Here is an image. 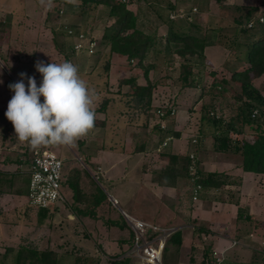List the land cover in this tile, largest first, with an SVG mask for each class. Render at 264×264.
<instances>
[{"label": "crops", "instance_id": "0c3cea01", "mask_svg": "<svg viewBox=\"0 0 264 264\" xmlns=\"http://www.w3.org/2000/svg\"><path fill=\"white\" fill-rule=\"evenodd\" d=\"M41 5L47 10V3L39 0L0 4V80L3 81L0 83V241L17 238L2 234L4 220L10 221L22 206L30 211L31 206L27 204L29 167L35 150L26 141L18 140L12 123L5 117L8 101L13 94L8 85L18 81L21 72L34 76L39 84L41 75L34 66L37 61L63 62L58 57L48 56H56L57 51L52 30L45 29L47 19L35 34L27 25L28 20L35 18L38 10L42 9ZM47 12L44 16L48 15ZM13 43L20 48L16 49L20 52L12 51ZM216 48L223 50L221 46ZM22 49L32 52L31 55L27 56ZM123 59L127 62L134 60H128L126 56ZM120 64L121 61L115 65L112 63L110 68L108 65L106 72H113L116 65L124 72L125 66ZM242 64L246 63L239 64L230 58L228 74L223 77L229 78L232 72L230 68ZM77 66H81L79 62ZM139 68L136 70L139 71ZM78 69L79 72L82 70L80 67ZM139 76L128 71L123 75L134 77L137 85L151 80L149 76L143 75L142 80ZM114 81L118 83V78ZM252 84L256 87L253 81ZM121 85L128 87L124 90L125 94L129 85ZM198 88L185 89L198 91V96L203 98ZM108 98L96 115L97 119L105 121L103 131H96L95 120L93 128L85 136L71 145L59 144V154L55 152L58 144L36 148L42 152H54L63 160V165L66 160L72 169L71 174L62 172L63 182L69 180L71 185L63 186L64 193L60 189L63 200L46 209L38 208L42 218L40 223L56 215L65 216L57 229L65 228L64 232L70 233L71 228L72 239L78 240L84 247L79 251V254H83L80 257L97 259L95 264H102L100 257H103V262L104 259L108 260V264H137L138 261L128 253L132 246V230L123 211L161 226H173L181 233L180 247L176 254L166 255L167 264H198L205 247V242L199 238L203 231L207 232L205 240L212 250H224L221 264H264V187L258 184L259 180L263 182L264 173L242 168V155L232 147L230 136L226 139L227 143L220 144L218 138L223 134L221 130L207 121H201L202 113L196 109L199 118L197 115L194 131L198 133L187 138L191 135L190 116L187 114L193 108L183 115L179 107L173 116L165 118L162 123L164 128L156 121L154 130L162 135L159 141L152 143L145 133L136 141L133 130L139 128L137 124L144 112L136 106L131 113L134 116L131 122L135 121V124L122 134V126L110 120L108 110L117 105V110L121 108L119 111L128 113V107L126 109L113 103L112 100L119 97ZM170 118L173 120L168 121ZM227 127L228 130L232 127L237 130L238 125L226 123L224 130ZM223 135L228 136L227 133ZM170 136L172 138L166 140ZM193 138H196L194 143ZM164 140L167 144L161 147ZM75 150L78 152L76 157L72 155ZM191 152L197 156L200 175L207 177L211 173L212 177L208 178L216 182L209 185L202 182V191L196 201L191 199L187 178L186 161L189 162ZM76 159L80 161L79 164L74 163ZM47 225L53 229L50 223ZM100 240L105 242L104 247L95 244ZM232 241H235L233 245Z\"/></svg>", "mask_w": 264, "mask_h": 264}, {"label": "rangeland", "instance_id": "374dc122", "mask_svg": "<svg viewBox=\"0 0 264 264\" xmlns=\"http://www.w3.org/2000/svg\"><path fill=\"white\" fill-rule=\"evenodd\" d=\"M11 1L16 2L17 0H0V4L1 2L9 4ZM39 1H41V3H47V10L45 9V6L41 5L42 9L44 7L43 12L42 9H39L37 16L28 20L27 25L33 29L35 34L36 30L43 24L44 19H47V28L45 29L50 31L52 30L51 32L54 38L53 41L57 51L55 54L56 56H48L50 58L58 57L59 60L62 59V61L70 60L75 65H78L79 62L81 66H78V68H82L79 72L81 78L85 80L88 87L90 89L92 88L96 94L93 104L96 115L100 112L99 108L103 102L106 99H110L108 98L110 96L119 97L115 100L113 99V103L125 106L126 109L128 107V113L119 111L121 108H118L117 110V107H119L117 105L111 106L110 110H108L110 120L115 121V125L119 123L120 126H122L120 129L122 134L129 129L131 125L135 124V121L131 122L134 118L131 113H133L135 109V103L130 97L124 94V90L128 89V87H122L123 85H121L120 79L123 77L125 72L128 71L129 74H136V77L137 75H140L139 78L142 80L144 70L147 68V77L149 76V78H151L149 82L153 85V92L151 93V108L144 111L142 120H139L140 122L137 124V127L139 128L133 130L136 135L134 136L136 141L143 137L144 133L146 136H149L150 140L152 139V143L160 140L162 135L156 133L157 131L154 130V127L156 121H159V126L164 128V125L162 124L164 121L158 120V118L154 116V111L158 106H164L172 102L174 103L176 112L180 107L183 115L187 114L188 109L193 108L192 112L187 114L190 116L189 126L191 127V130L189 131V134L191 135L186 136L187 138H192L193 135L197 134V131H194V122L197 120V115L199 118V114L197 112L199 111L200 114L210 112V115L213 113L215 117H221L222 121L217 127V129L221 130L220 133H224V126L226 123L231 122L230 124L238 125L236 128L237 130L232 127L231 130L227 132V137L229 138L230 136L231 139L229 140L230 142L240 140V138H246L249 140L253 139L250 129L241 125L242 119L238 112L244 98L243 100L238 98L237 95L240 96L241 92L238 91L239 87L237 84L231 83L232 86H230L229 89L219 93L218 90L215 91L209 87L212 77L211 75H204L202 77V74L204 73L203 71H213L216 73L215 78L217 80L221 79L225 74H228L227 69H229L228 65L230 57L232 56L230 54V49L218 44L208 45L206 49V57L208 59H206L207 64H203L201 67H195L193 69V73L197 77L200 78L201 75L202 83L204 84V97L200 98L197 94L198 91L185 89L186 87L183 85L182 79H180L181 71L179 66L181 58L177 57L174 53L166 51L164 48L163 37L167 31V22L165 20L172 19L174 23L173 28L177 30L179 29V26H177L175 22H177V19H179L181 15L182 17L185 16L184 12H186L190 14L192 21L194 20L195 22V32L204 35L205 31L207 32V28L210 29L216 26H223L228 32V41L230 42V37L233 39L234 34L238 29V27H234V21L237 19L243 20L250 7H257L253 16L256 14V18H258L259 15L262 16L263 21L259 22L264 23V0H126L127 7L136 11L139 28L146 33L155 30V36L157 38L160 37L161 41L158 44V46H160V50H156L153 46L148 48L147 54L142 62V68L140 67L139 71L136 70V68L139 67L137 66V59L127 62V60L123 59L125 58V55H119L115 52L113 53L110 51L109 45L105 44L103 34L106 29L113 24L115 19L114 17L108 16L105 7L102 5L96 7H93V5H86L82 3V0H52L50 4H48L50 0ZM169 4L173 7L170 8ZM59 8L63 9L62 14H59ZM45 10L46 12L48 11L47 16H44L46 14ZM61 23L73 28L75 32L72 34H64L58 27ZM254 29L255 28H252L251 30ZM129 31L130 30L127 32ZM80 32L84 33L86 37L93 38L95 40L96 49L93 53H85L86 55L82 56V54H84L83 52L74 54L73 51H69L68 45L76 41V35L74 34ZM232 43H230L231 46ZM11 46L13 48L12 51L20 49L17 48L14 43ZM216 46H221L223 50L216 48ZM22 51L26 52L27 56H30L32 53L30 51L27 52V49H22ZM17 52H20V50ZM65 53L68 54L67 59L65 58ZM221 55L224 57H221ZM120 61L122 63L120 65L125 66L124 70H126L124 72L121 71L120 68H117L118 65L113 67V72L111 73L105 71L104 64L106 62H108L110 68L112 63L115 65L116 62L120 63ZM231 69L232 68H230V71ZM113 77L118 78V83L114 81L115 78ZM113 81L114 83H112ZM253 82L261 95L264 96V76L261 75L254 77ZM211 111L213 112L211 113ZM95 117L96 122L94 121V127L96 128V131L100 133V131H103L105 128L103 127V123L105 121L100 120V118L97 119L98 116ZM171 119L173 120V118H170L168 121ZM168 121L167 123H171ZM78 145H81V143H78ZM234 145L235 142H232L233 148ZM57 149L58 150H55V152L59 154V144ZM72 155L74 157L78 156L77 150H75ZM67 162L68 161L65 160L62 172L65 171L68 174H71L72 169H70V164ZM74 163L79 164L80 161L76 159ZM258 184L259 186L264 187V180L263 182L259 180ZM63 186L71 187L69 180L67 182H63L62 179L61 191L64 193ZM27 204L29 205L28 201ZM29 210L30 211H28L26 206H22L13 218H7L10 219V221L4 220L2 225V234L7 235V237L16 236L17 238L15 240L0 241V255L4 253L5 250L7 251L9 249L7 257L2 258L0 260V264H17L14 261V252L20 245L32 246L38 250H52L53 252L59 254V256H62L63 254L67 255L69 258H65V264H70L72 257L69 255H83L82 253L79 254V251L84 247L78 243V240L72 239L73 231L71 228H69L70 233L64 232L65 228L57 229V225L65 219V216L59 215L58 217L56 215L55 218L50 217L52 219H44L41 224L40 220L42 218L39 212L40 209L31 206L29 207ZM47 223H50L53 226V229L48 228ZM202 235L203 234L200 233L199 238L201 241L203 240ZM204 236H207V232H205ZM45 237L47 239H45ZM95 244H100L101 247H104L105 242L100 240V242ZM85 246H87V244ZM130 256L135 258L132 255ZM102 259L103 257H100V262H102V264H108L106 263L109 262L108 260L104 259L105 262H103ZM18 264H24V262H20Z\"/></svg>", "mask_w": 264, "mask_h": 264}, {"label": "trees", "instance_id": "16d2710c", "mask_svg": "<svg viewBox=\"0 0 264 264\" xmlns=\"http://www.w3.org/2000/svg\"><path fill=\"white\" fill-rule=\"evenodd\" d=\"M82 3L93 5V7L102 5L105 7L108 16L115 18L113 24L103 34V40H105L106 45H109L110 51L125 55L128 59H137V66L142 68V62L148 48L153 46L156 50H160V46H158L161 42L160 37L157 38L155 36V30L146 33L139 28L136 11L127 7L126 0H82ZM169 7L172 8L173 6L169 4ZM256 10L257 7H250L243 20L237 19L234 21V27H238V29L233 39L230 37V42L228 41V32L223 26L207 28V32L205 31L204 35L195 32L196 25L194 20L192 21L190 14L184 12L185 16L182 17L181 15L175 22L179 26L177 30L173 28L172 19L165 20L167 22V31L163 37V43L167 52L174 53L181 58L179 67L181 71L180 79H182L183 85L190 88L199 87L202 95L205 92L201 75L200 78L197 77L193 73V69L207 64L204 54L205 47L212 44L227 47L232 55L230 58H233L236 62L238 61L239 64L241 62L246 63L245 65H240L241 67L239 65L233 67L229 78L222 77L216 80L213 71H203L202 77L211 75L212 80L209 87L215 91L218 90L219 93L229 89L231 83H235L239 87L238 91L241 93L240 96H237L242 100L244 98V100H241L242 103L238 114L242 119L241 125L250 129L253 139L240 138V140L232 141L235 142L234 149L242 155V168L244 170L264 173V96L252 84L254 77L264 76V23L259 22L258 18H256L257 14L253 16ZM251 20L256 23L254 22L251 27H247L246 24ZM252 28L255 29L251 30ZM60 30L65 34L61 28ZM128 30L130 31L127 32ZM72 43L68 45L69 51H72ZM230 43H232V46ZM65 54L67 59L68 54ZM108 65V62H106L104 65L105 71L108 70ZM147 74L148 69L146 68L143 75L147 77ZM120 80L121 83L129 85V90L125 94L134 101L135 107L137 106L142 112L151 108L153 85L149 80L144 85H137L134 77H123ZM170 116L173 115H170L166 108L165 118ZM201 121H207L213 127H218L222 120L220 117H215L213 113L210 115V112H208L202 114ZM228 131L227 127L224 133ZM223 134L218 138L220 144L228 142L226 140L227 136ZM186 163L188 164L187 161ZM208 177H212V174H208L207 177L200 175V181L202 180L201 183L203 182V185H209L212 182L216 183L215 180H210ZM203 234H205V231H203ZM181 240V233L176 230L167 237L162 251L161 263H168L166 255L177 253ZM202 241L205 242V247L202 253L203 258L198 264H210L214 260L212 249L204 238ZM8 251L9 249L0 255V260L7 257ZM69 256L72 257L70 264H95L97 262V259L94 260L87 256L83 258L74 255ZM65 258L69 257L64 254L59 256L52 250H38L27 245H20L14 252V261L17 264L20 262H24V264H65Z\"/></svg>", "mask_w": 264, "mask_h": 264}, {"label": "clouds", "instance_id": "9594fccd", "mask_svg": "<svg viewBox=\"0 0 264 264\" xmlns=\"http://www.w3.org/2000/svg\"><path fill=\"white\" fill-rule=\"evenodd\" d=\"M34 66L41 75L39 84L24 72L19 73L18 81L9 83L13 94L5 117L18 140L26 141L33 149L48 144L71 145L94 126L95 91L69 60H40Z\"/></svg>", "mask_w": 264, "mask_h": 264}, {"label": "built area", "instance_id": "2783aa9c", "mask_svg": "<svg viewBox=\"0 0 264 264\" xmlns=\"http://www.w3.org/2000/svg\"><path fill=\"white\" fill-rule=\"evenodd\" d=\"M59 14L63 9L59 8ZM259 21H263L260 16ZM253 21H248L247 27H251ZM66 34H72L73 28L60 24L58 26ZM76 41L72 45L74 54L83 52L84 54L93 53L96 49V42L93 38L86 37L82 32L75 33ZM86 40V41H85ZM70 61V60H69ZM166 108L170 115H174L176 108L174 103H168L164 106H158L154 111V116L158 120H165ZM168 137L166 140L171 139ZM164 140L161 147L167 144ZM196 142V138L192 139V143ZM187 178L190 183L191 199L196 201L202 191V183L200 182V173L197 166V156L194 152L188 155ZM62 167L63 160L52 151L33 150L29 167V185L27 192V201L29 205L36 208H47L50 205L62 201L61 183H62ZM124 218L132 230V246L129 254L134 256L138 261L137 264H161L162 251L167 237L176 229L173 226H161L153 222L134 217L123 211ZM203 238L206 237L203 235ZM235 241L231 242L233 245ZM223 252L212 250L214 260L210 264H221Z\"/></svg>", "mask_w": 264, "mask_h": 264}]
</instances>
